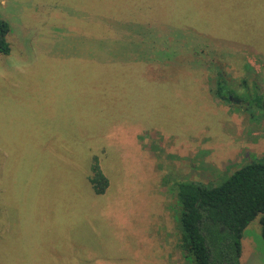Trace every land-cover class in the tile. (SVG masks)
<instances>
[{
  "label": "rangeland",
  "instance_id": "374dc122",
  "mask_svg": "<svg viewBox=\"0 0 264 264\" xmlns=\"http://www.w3.org/2000/svg\"><path fill=\"white\" fill-rule=\"evenodd\" d=\"M1 1L0 264H192L177 183L264 159V100L213 92L220 68L264 94V0ZM140 43L143 60L116 55ZM241 247L264 264L258 218Z\"/></svg>",
  "mask_w": 264,
  "mask_h": 264
},
{
  "label": "trees",
  "instance_id": "16d2710c",
  "mask_svg": "<svg viewBox=\"0 0 264 264\" xmlns=\"http://www.w3.org/2000/svg\"><path fill=\"white\" fill-rule=\"evenodd\" d=\"M93 17L100 21L101 18H112L105 14ZM10 32L9 22L0 18V53L5 56L11 54L7 39ZM143 46L140 43L133 48L118 47L116 55L124 57L135 53L143 60L147 56ZM242 82L246 94H236L230 89L222 70L216 68L215 97L230 102L231 92L235 100H258L257 105L262 108L260 102L264 100V94L260 93L259 85L254 83L250 91L247 80ZM92 161L89 181L97 195H104L110 185L109 179L101 169L99 159L94 157ZM176 191L180 247L192 264H240L244 232L257 218L264 239V159L243 165L220 185L179 181Z\"/></svg>",
  "mask_w": 264,
  "mask_h": 264
},
{
  "label": "crops",
  "instance_id": "0c3cea01",
  "mask_svg": "<svg viewBox=\"0 0 264 264\" xmlns=\"http://www.w3.org/2000/svg\"><path fill=\"white\" fill-rule=\"evenodd\" d=\"M1 3H2V4L4 3V6H5V7L7 6V2H6L5 0H2ZM0 16H1V15H0ZM0 18H2V17H0ZM3 18H4V17H3ZM3 18H2V19H3ZM12 34H13V29H12V27H11V32H10V34H9L8 37H7L8 41H10V35H12ZM130 48H133V47L131 46ZM131 54L136 55L135 53H131ZM136 56H138V55H136Z\"/></svg>",
  "mask_w": 264,
  "mask_h": 264
}]
</instances>
